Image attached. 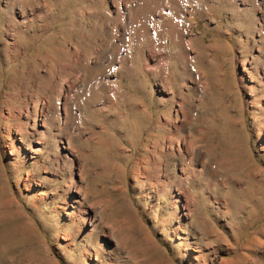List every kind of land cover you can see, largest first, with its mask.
<instances>
[{
  "label": "rangeland",
  "instance_id": "obj_1",
  "mask_svg": "<svg viewBox=\"0 0 264 264\" xmlns=\"http://www.w3.org/2000/svg\"><path fill=\"white\" fill-rule=\"evenodd\" d=\"M0 264H264V0H0Z\"/></svg>",
  "mask_w": 264,
  "mask_h": 264
},
{
  "label": "bare ground",
  "instance_id": "obj_2",
  "mask_svg": "<svg viewBox=\"0 0 264 264\" xmlns=\"http://www.w3.org/2000/svg\"><path fill=\"white\" fill-rule=\"evenodd\" d=\"M111 94V93H110ZM110 98V100H113V98L110 96L109 97ZM44 108H45V103H42V105H41V112H43L44 111ZM187 143V142H186ZM184 140L182 139V140H179V139H177V140H174L172 143H170L169 144V148H171V149H173V150H177V151H182V150H184ZM189 147V149H191L190 148V146H188ZM187 149V148H186ZM72 198V197H71ZM77 201V200H76ZM82 202V201H81ZM73 207H75V208H78L79 209V207H81L80 206V202L79 201H77V204H74L73 205ZM72 207V208H73ZM74 211V210H73Z\"/></svg>",
  "mask_w": 264,
  "mask_h": 264
}]
</instances>
